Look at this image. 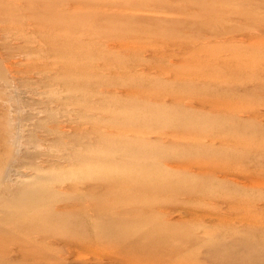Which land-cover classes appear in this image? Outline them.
I'll list each match as a JSON object with an SVG mask.
<instances>
[{"label":"rangeland","instance_id":"rangeland-1","mask_svg":"<svg viewBox=\"0 0 264 264\" xmlns=\"http://www.w3.org/2000/svg\"><path fill=\"white\" fill-rule=\"evenodd\" d=\"M263 246L264 0H0V264Z\"/></svg>","mask_w":264,"mask_h":264},{"label":"bare ground","instance_id":"bare-ground-1","mask_svg":"<svg viewBox=\"0 0 264 264\" xmlns=\"http://www.w3.org/2000/svg\"><path fill=\"white\" fill-rule=\"evenodd\" d=\"M122 168H123V166H122ZM124 172V171H123ZM133 174V173H132ZM131 174V175H132ZM127 175V174H126ZM130 187V186H129ZM114 189V188H113ZM118 189V188H117ZM122 189H123V187H122ZM127 191V190H126ZM118 193V192H117ZM109 228V227H108ZM51 229V228H50ZM106 230V229H105ZM144 230V229H143ZM55 231V230H54ZM53 231V232H54ZM57 232V231H56ZM108 232V231H107ZM114 232V231H113ZM122 232V231H121ZM141 232V231H140ZM55 233V232H54ZM142 233V232H141ZM51 234V233H50ZM57 235V234H56ZM107 235V234H106ZM139 235V234H138ZM84 236V235H83ZM105 236V235H104ZM122 236V235H121ZM72 237V236H71ZM120 245V244H119ZM255 245V244H254ZM100 246V245H99ZM121 246V245H120ZM259 246V245H258ZM264 247V246H263ZM242 256V255H241ZM248 258V257H247ZM247 258H245V259H247ZM238 260V259H237ZM248 260V262L250 263V264H264V259H262V260H258L257 258H248L247 259ZM225 262H227V263H229V264H234L235 262L234 261H225Z\"/></svg>","mask_w":264,"mask_h":264}]
</instances>
